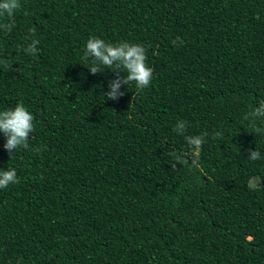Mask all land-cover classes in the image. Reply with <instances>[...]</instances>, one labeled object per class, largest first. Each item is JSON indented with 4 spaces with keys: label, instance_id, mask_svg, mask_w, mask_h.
<instances>
[{
    "label": "trees",
    "instance_id": "1",
    "mask_svg": "<svg viewBox=\"0 0 264 264\" xmlns=\"http://www.w3.org/2000/svg\"><path fill=\"white\" fill-rule=\"evenodd\" d=\"M19 2L0 111L22 102L34 132L11 156L0 133L20 181L0 189V264H264V132L244 119L264 100V0ZM91 37L142 45L150 85L107 100L116 69L90 73Z\"/></svg>",
    "mask_w": 264,
    "mask_h": 264
},
{
    "label": "clouds",
    "instance_id": "2",
    "mask_svg": "<svg viewBox=\"0 0 264 264\" xmlns=\"http://www.w3.org/2000/svg\"><path fill=\"white\" fill-rule=\"evenodd\" d=\"M20 8L19 0H0V18L13 17L16 11ZM13 25L10 23H0V28L6 32H10ZM31 37H35V29L29 30ZM30 39V37H26ZM40 41L38 39H31L23 51L31 56L37 55ZM175 45L177 41H172ZM183 42L181 41L180 44ZM91 59V67L89 71L95 75L102 72V68H115L116 78L111 80L108 84V90L104 93L107 100H118L124 95L120 91L121 86L134 83L137 90L142 91L148 87L153 78V70L146 63V50L140 44H133L127 41L120 42L116 45L106 43L103 39L98 37H91L85 46L82 60L86 63ZM7 66V65H6ZM122 70V71H121ZM120 73H124L121 76ZM244 119L249 121L254 134H261L264 132V127L257 126V121L264 124V100H262L258 107H255L249 113L245 114ZM34 117L26 109L22 102L17 103L14 108L0 111V133L6 137V143L3 145L11 156L18 149H28L29 139L34 132ZM177 134L184 136L186 143L193 149H199L204 143L206 133L204 135H185L186 122H178L174 129ZM219 135V133H216ZM175 162L181 165H187L188 161L175 153ZM248 158L256 161L262 159L261 154L257 150H251ZM196 163L195 160L192 162ZM17 171L15 168L8 170H0V189L7 188L11 184L19 183Z\"/></svg>",
    "mask_w": 264,
    "mask_h": 264
},
{
    "label": "rangeland",
    "instance_id": "3",
    "mask_svg": "<svg viewBox=\"0 0 264 264\" xmlns=\"http://www.w3.org/2000/svg\"><path fill=\"white\" fill-rule=\"evenodd\" d=\"M251 182H252V183H255V180H253V181H251ZM252 183H251V184H252Z\"/></svg>",
    "mask_w": 264,
    "mask_h": 264
}]
</instances>
